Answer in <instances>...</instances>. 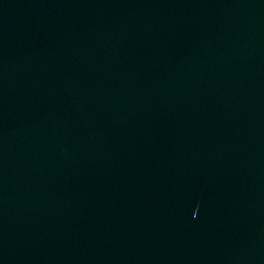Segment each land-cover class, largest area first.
<instances>
[{
    "label": "water",
    "instance_id": "1",
    "mask_svg": "<svg viewBox=\"0 0 264 264\" xmlns=\"http://www.w3.org/2000/svg\"><path fill=\"white\" fill-rule=\"evenodd\" d=\"M0 264H264V0H0Z\"/></svg>",
    "mask_w": 264,
    "mask_h": 264
}]
</instances>
